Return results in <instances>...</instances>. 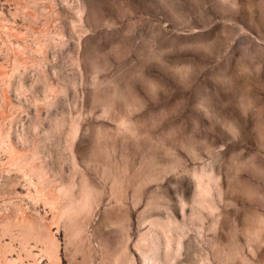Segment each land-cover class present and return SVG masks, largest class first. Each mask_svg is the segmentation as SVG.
<instances>
[{"label":"rangeland","instance_id":"rangeland-1","mask_svg":"<svg viewBox=\"0 0 264 264\" xmlns=\"http://www.w3.org/2000/svg\"><path fill=\"white\" fill-rule=\"evenodd\" d=\"M0 264H264V0H0Z\"/></svg>","mask_w":264,"mask_h":264}]
</instances>
